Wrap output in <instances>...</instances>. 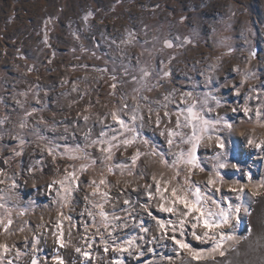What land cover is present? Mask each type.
Segmentation results:
<instances>
[{
  "label": "rangeland",
  "instance_id": "obj_1",
  "mask_svg": "<svg viewBox=\"0 0 264 264\" xmlns=\"http://www.w3.org/2000/svg\"><path fill=\"white\" fill-rule=\"evenodd\" d=\"M166 41L173 46L166 47ZM252 52L256 53L255 57ZM142 68L151 75L141 79ZM164 72L170 76L164 77ZM113 83L117 85L115 90L111 88ZM262 84L264 0H0V121H3L0 124V181H3L0 203L5 205L0 208V217L4 216L5 209H10L14 221L9 229L11 235L0 227V244L6 243L11 248L5 264L7 260L13 264H29L33 256L40 264H54L57 255H62L67 264H111L120 258V254L111 250L104 251L100 234L92 226L93 223L99 226L100 217L97 215L94 222L85 211H99L92 209L84 197L92 191L87 182L93 179L98 182L103 167H89L81 174V164H89L90 160H70L67 156L61 159L59 155L53 160L42 151L46 141L40 140L37 133L48 142L58 144V153L65 148H80L95 158L100 156L98 147L86 148V145L92 139H103L102 131L111 138L113 133L108 126L119 127L111 119L113 111L130 122V109L139 103L138 115H151L155 119L157 112L163 117L167 110L174 120L177 98L187 92L199 99L208 94V106L212 110L203 109L204 117L210 120L223 117L238 125L236 133H242L251 128L249 124H239L241 119L247 120L242 109L247 106L254 113L264 103ZM170 93L171 102L165 101L164 96ZM216 100L220 101L218 107ZM125 103L128 109H123ZM233 108L239 111L233 112ZM197 110H200L199 104ZM29 111L33 112L32 116L26 115ZM86 115L88 121L83 119ZM21 122L26 125L23 129L19 127ZM166 128L171 130L169 117H163L158 129L149 123L142 135L167 151L165 137L160 135ZM178 131L190 134L186 128ZM88 133L91 135L86 138ZM262 134L264 129L257 128V138H264ZM220 135L226 137L230 163L239 161L256 178L264 174V150L247 146L241 135H231L226 130ZM177 144L185 150L188 147L179 144L178 138ZM177 144L172 147L173 153L178 151ZM210 146L213 143L201 144L198 155L202 160L209 161L215 155L214 147ZM137 147L146 150L139 140L127 149L123 145L119 150L114 149V161L127 160L128 154ZM204 148H207L205 152ZM241 149H244L243 156ZM17 152L21 154L16 155ZM167 158L171 160L173 156L170 154ZM207 166L210 168L211 164ZM149 167L152 171L159 168L158 165ZM73 171L79 177V189L73 193L72 205L63 209L66 215L72 216L73 226L69 235V222L63 221L64 239L70 243L61 249L54 235L59 207L56 193L60 185L53 186L51 191L49 185ZM115 172V176L107 179L113 185L117 180L120 184L111 187L112 199L105 204V211L110 220L111 213L115 212L128 222L127 227L113 231L116 243L145 236V240L137 241L141 250L153 249L139 259L123 254L125 264H169V258L172 264H181L184 254L176 255L175 245L161 237L155 221L143 211L147 202L158 219L178 223L177 216L159 212L156 201H148L143 185L151 183V179L137 181L126 173L120 176L119 169ZM202 178L204 174L199 171L192 176L197 182ZM180 179L183 180V175ZM125 180L133 181V186L138 183L139 191L125 188ZM229 196L235 200L234 194ZM124 199H130L131 204L124 205ZM236 202L242 209L235 234L242 239L226 259L231 264H264V200H251L246 194ZM20 212L25 215H19ZM141 221L150 229L147 235L138 227ZM84 224L89 225L87 232ZM20 227L24 228L23 232L19 231ZM186 228L189 230L181 239L196 248L208 247L193 239L190 224ZM100 232L108 239L102 227ZM153 232L156 239L148 243ZM37 239L39 244L33 253L31 244ZM77 246L91 253L90 262H85L75 251ZM17 252L21 253L19 257Z\"/></svg>",
  "mask_w": 264,
  "mask_h": 264
},
{
  "label": "snow or ice",
  "instance_id": "obj_2",
  "mask_svg": "<svg viewBox=\"0 0 264 264\" xmlns=\"http://www.w3.org/2000/svg\"><path fill=\"white\" fill-rule=\"evenodd\" d=\"M88 15H91L89 13ZM87 20V16L85 17ZM132 35L131 33L129 34ZM131 42V41H129ZM165 46L171 48L173 45L170 41L165 42ZM251 55L255 57L256 53L252 52ZM100 71H106V69H99ZM31 71V69H29ZM143 73L141 79L151 75L146 69L140 70ZM239 71V69H237ZM164 77H169V72L163 73ZM116 79L115 76L112 77ZM136 80V77H133ZM247 80V76L245 77ZM117 85L111 84V88L115 90ZM264 87V84H262ZM255 86H253V90ZM149 91L151 89H148ZM135 91L139 92L140 89ZM113 94H115L113 92ZM171 93L164 96V100L171 102ZM239 95V91H237ZM259 98V96H257ZM139 99L147 100V97H140ZM209 95L205 94L203 99H199L194 96L192 92L183 93L177 98V111L174 113L175 119H171L169 111L163 112V117H169V123L171 124V130L166 128L160 132L161 136L165 137L166 144L168 146L167 151L163 148H158L151 139L142 135L149 123L155 125L158 129L163 122V117L160 112L156 113L155 119L151 115L144 117L138 115L140 110V104L137 103L135 107L130 109L129 121L126 122L117 112L111 113V119L119 127L112 129V136L108 139L107 132H101L100 137L103 139H92L87 147L99 149L100 156L92 158L85 149H67L64 152L58 153V144H52L47 141V138L37 133L40 140H45L46 144L42 151H46L49 157L53 160L57 155L63 159L65 156L70 160H90L89 164H81L79 172L83 174L89 167L102 166L104 171L101 173L99 181L93 179L89 182V187L92 189L91 193L85 195L84 199L91 204L92 209H98L97 212H93L90 209H85L87 215L95 222L96 216L100 217V224L97 226L93 223V227H96V231L100 234V242L104 246V251L111 250L114 253L120 254V258L111 261V264H125L123 254H127L129 257L139 259L143 257L146 252H152L153 249L148 248L141 250V246L137 241L145 240V236H137L123 240L120 243H116V237L113 236V231L117 227H127V218H121L116 215L115 212L111 213V220L109 219V213L105 211V204L108 203L112 196L110 195L111 187H117L120 181L117 180L113 185L107 179L108 176H115L116 169L120 170V176H124L125 173L129 177H136V180H146V177L151 179V183L145 182L143 185L144 193L147 195L148 201L155 200L156 208L161 213L177 216L178 223L176 221H165L158 219L149 210L147 202L143 206V211L147 213L153 221H155L156 229L161 233V237L171 241L176 248V255L181 257V264H231L226 257L229 251H236L235 245L239 244L241 237L235 234V225L240 222L242 206L236 201H241L246 194H250L251 197H259L264 195V174H261L259 178H256L251 169H245L241 166L240 162L230 163L229 148L226 143V137L220 135L221 132L227 131L231 135L236 134V125L234 122H229L223 117H218L215 120L206 119L203 115V109H207L211 112V108L208 106ZM19 103V102H18ZM39 103V99L37 100ZM199 104L200 110H197ZM220 104L219 100H216V106ZM183 105V107H181ZM129 106L125 103L123 109H128ZM167 109V104L164 105ZM233 112L239 111L237 108L232 109ZM243 114L247 117V120L241 119L240 125H251L250 130L242 132L240 135L244 138L247 146L254 147L258 151L264 150V138H257L256 130L264 129V103H261L253 113V109L245 106ZM149 112L151 109L149 108ZM250 113H253L250 115ZM27 116H32L33 112L26 113ZM183 117V122H181ZM85 121L89 120V116H84ZM41 122H43L41 120ZM139 122V123H138ZM3 121H0L2 124ZM25 123L21 122L19 127L23 129ZM189 129L190 134L184 131H178L179 129ZM128 134V135H125ZM90 133L86 134V138L90 137ZM264 135V134H262ZM123 137V139H121ZM18 138V137H17ZM177 138L179 144L187 145V149L179 148L177 144ZM139 140L140 144L144 145L146 150L137 147L134 152L128 154L127 160L121 161L115 159L114 149L119 150L123 145L125 149L133 144H136ZM213 143L215 155L209 161L202 160L198 155V150L201 144ZM20 143L23 144L24 140L21 138ZM177 144L178 151L172 152V147ZM17 152L16 155H20ZM173 156V159L169 160V155ZM264 155V151H262ZM114 161V162H113ZM130 161V163L128 162ZM211 164L209 168L207 165ZM150 165H158L159 168L155 171L150 170ZM231 168L234 171H228ZM224 170V171H222ZM196 171L204 174L201 182L194 181L192 176ZM166 173H170L166 175ZM238 174V178H237ZM183 175V180L180 177ZM3 181H0L2 183ZM203 183V187H201ZM59 184L60 188L56 195L58 200V216H57V232L55 235V243L59 245L61 249L68 246L70 241L64 239L65 231L63 227V221L69 222L68 233L71 235L72 216L66 215L63 211L64 208H69L72 205V196L75 191L79 189V177L77 172L73 171L68 173L63 179L52 180L49 185V190L52 187ZM75 185V187H74ZM103 186V189L102 187ZM12 187L15 188V182ZM125 188H131V191H139V185L133 186V181L125 180ZM229 194H234L235 200L231 199ZM98 197V200L92 198ZM158 198V199H157ZM124 205L131 204L130 199L123 200ZM115 207V205H113ZM0 208H5L3 203H0ZM19 215H25L24 212H20ZM84 215V213H81ZM131 215V213H129ZM115 221H122L121 224L114 223ZM14 221L11 218V210L5 209V214L0 217V227L3 228L5 233L11 235L9 232ZM190 224L191 235L194 240L200 244L208 245L207 248L193 247L186 239H181L186 235L189 230L186 225ZM85 232L88 231L89 225H83ZM101 227L107 233L108 239H105L104 233L100 232ZM140 231L147 233L150 231L148 227L144 226V221H141L138 225ZM112 229L111 231L109 229ZM231 228V231L227 229ZM199 229V231H197ZM19 231L23 232L24 228L20 227ZM156 239L155 232L151 240V243ZM109 240L112 241L109 244ZM87 243V240H85ZM94 242V241H93ZM231 242V243H229ZM39 244V240H35L31 244L33 253L36 251V247ZM227 245V247H226ZM91 248V244L88 245ZM11 251L8 244H0V264H5V257ZM75 251L83 257L85 262H90L92 257L89 251L83 250L81 247H75ZM20 252L16 253L19 257ZM6 264H13L12 260H7ZM29 264H40L37 258L30 257ZM54 264H67V261L62 255H57L54 258ZM151 264V262H149ZM169 264H172L169 258Z\"/></svg>",
  "mask_w": 264,
  "mask_h": 264
},
{
  "label": "bare ground",
  "instance_id": "obj_3",
  "mask_svg": "<svg viewBox=\"0 0 264 264\" xmlns=\"http://www.w3.org/2000/svg\"><path fill=\"white\" fill-rule=\"evenodd\" d=\"M162 55V54H161ZM203 67V66H202ZM208 75V74H207ZM235 90V89H234ZM224 105V104H223ZM220 112V111H219ZM230 112V111H229ZM240 132H237L236 133V136H240ZM210 143V142H209ZM212 143V142H211ZM204 147H207L206 145L204 146ZM210 147H213V146H210ZM207 148H204V152H205V150H206ZM245 149V148H244ZM244 149H241L240 150V154H241V156H243L244 155ZM210 153V152H209ZM28 164V163H27ZM248 197L251 199V200H254V199H261L262 201L264 200V195H262V196H259V197H251V195L250 194H248ZM237 225V224H236ZM236 225H235V227H236ZM227 230H231V228H229V229H227ZM198 231H199V229H198ZM157 234H159V233H157Z\"/></svg>",
  "mask_w": 264,
  "mask_h": 264
}]
</instances>
